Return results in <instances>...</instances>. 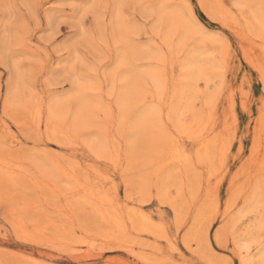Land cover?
I'll list each match as a JSON object with an SVG mask.
<instances>
[{
	"label": "rangeland",
	"instance_id": "rangeland-1",
	"mask_svg": "<svg viewBox=\"0 0 264 264\" xmlns=\"http://www.w3.org/2000/svg\"><path fill=\"white\" fill-rule=\"evenodd\" d=\"M262 251L264 0H0V264Z\"/></svg>",
	"mask_w": 264,
	"mask_h": 264
},
{
	"label": "bare ground",
	"instance_id": "bare-ground-1",
	"mask_svg": "<svg viewBox=\"0 0 264 264\" xmlns=\"http://www.w3.org/2000/svg\"><path fill=\"white\" fill-rule=\"evenodd\" d=\"M174 17V16H173ZM189 62V61H188ZM189 71V70H188ZM192 78V77H191ZM6 179V178H5ZM112 218V217H111ZM259 248V247H258ZM248 252V251H247ZM242 257V256H241ZM264 260V251L260 252L259 255H257L256 258L251 259L250 263L251 264H261ZM262 261V262H261ZM243 262V260H242Z\"/></svg>",
	"mask_w": 264,
	"mask_h": 264
}]
</instances>
